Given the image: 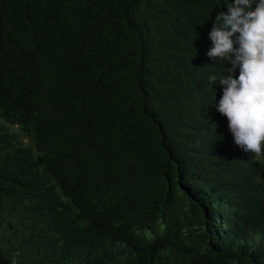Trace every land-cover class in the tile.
<instances>
[{
  "label": "trees",
  "instance_id": "16d2710c",
  "mask_svg": "<svg viewBox=\"0 0 264 264\" xmlns=\"http://www.w3.org/2000/svg\"><path fill=\"white\" fill-rule=\"evenodd\" d=\"M230 2L0 0V264H264V146L208 82Z\"/></svg>",
  "mask_w": 264,
  "mask_h": 264
},
{
  "label": "clouds",
  "instance_id": "9594fccd",
  "mask_svg": "<svg viewBox=\"0 0 264 264\" xmlns=\"http://www.w3.org/2000/svg\"><path fill=\"white\" fill-rule=\"evenodd\" d=\"M212 24L213 46L207 55L213 63L222 60L230 65L218 82L216 75L208 78L209 84L222 87L217 111L227 118L234 143L245 153L260 155L264 146V0H233Z\"/></svg>",
  "mask_w": 264,
  "mask_h": 264
},
{
  "label": "rangeland",
  "instance_id": "374dc122",
  "mask_svg": "<svg viewBox=\"0 0 264 264\" xmlns=\"http://www.w3.org/2000/svg\"><path fill=\"white\" fill-rule=\"evenodd\" d=\"M0 125H2L4 128H6L9 132H11L19 140H21V138H23L22 135H21V133L19 132L17 126L8 125V124L3 123L1 121H0ZM23 142H25V141L23 140Z\"/></svg>",
  "mask_w": 264,
  "mask_h": 264
}]
</instances>
